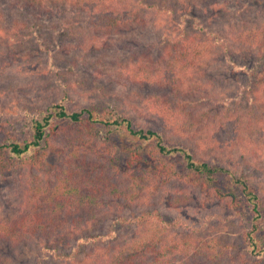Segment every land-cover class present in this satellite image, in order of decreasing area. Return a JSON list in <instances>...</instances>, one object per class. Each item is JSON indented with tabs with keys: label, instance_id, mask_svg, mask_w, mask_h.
<instances>
[{
	"label": "trees",
	"instance_id": "16d2710c",
	"mask_svg": "<svg viewBox=\"0 0 264 264\" xmlns=\"http://www.w3.org/2000/svg\"><path fill=\"white\" fill-rule=\"evenodd\" d=\"M237 2L0 0V82L54 74L57 91L20 113L1 92L0 178L22 179L0 264H264V194L244 172L264 155V14L247 16L264 4ZM32 43L40 61L1 62L31 57ZM113 64L144 106L170 108L185 141L104 85L72 99L89 68ZM189 206L229 214L199 225L166 210ZM230 222L236 241L212 229Z\"/></svg>",
	"mask_w": 264,
	"mask_h": 264
},
{
	"label": "rangeland",
	"instance_id": "374dc122",
	"mask_svg": "<svg viewBox=\"0 0 264 264\" xmlns=\"http://www.w3.org/2000/svg\"><path fill=\"white\" fill-rule=\"evenodd\" d=\"M215 1L217 2L216 8H222L224 5L237 6L241 4V2L240 4L237 2L239 0ZM262 2L264 4V0H262ZM257 12L258 15H256ZM248 13L249 14L247 16L250 17L248 22L252 23V20H254V18H257L256 22H260L262 20V15L264 14V9L260 11L259 7L253 5L250 9V12ZM202 15V20L204 22L203 24L208 25L207 22L212 23L209 26L213 30L220 29L221 27L224 28L226 26V24H224V21L222 22L218 17L212 19V17L214 16H212L211 18H207V16L209 15L208 13H204ZM53 44L54 41H50L48 47L52 46ZM30 48L31 49L27 50V52L31 55L32 58L28 57L24 60H20L18 54L14 53L13 56H6L5 58L1 59V62L4 65L11 64V66L17 68L18 66H22L24 63L26 65L31 61H40L39 59H36L34 57L33 48L35 47L33 43L31 44ZM104 66L108 65L104 64ZM44 68L46 67L44 66L43 69ZM103 69L104 67H100L98 71L94 73V71L89 68V73H91V76L87 75V79L84 81L86 87H76L75 89H73L72 99L77 100V102H82L83 100L87 103L89 98L96 96V89L104 85L108 92H113L118 96L120 95L123 98V101L127 103V107L133 106L132 109H136V107L140 108L142 111L138 113V116L142 122L154 123V118L157 120V123L158 120H160V122L163 121L165 128H167V132L170 133V136H172L173 139L185 141L186 138L182 136V134L176 128L178 119L172 118L173 113L170 111V108L166 104L161 105V107L166 108L162 110L163 117H161L160 113L158 116V113H155L153 108L147 107V105L144 106V104H142V94L136 96L137 92L139 94L140 91H138L135 86L128 85L124 78H119V69L116 68L115 64L110 67L108 72ZM101 72H106V74L102 75ZM50 76L42 78V76H35L34 73H31L28 76H19L17 80H3L0 82V96L1 92L6 91L10 88L8 92L6 91V94L8 96L7 100L15 105L17 113L21 112L22 105H30L35 103L48 104V102L53 98L54 94H57V91L52 88V79L53 76L55 77V75L53 74ZM5 83L6 90L4 89ZM125 84L127 85V87H125ZM49 91L54 92L53 95L49 94ZM251 158H254V156H251L250 159ZM257 160L259 163L257 169H250L248 167L246 168L245 165L246 169L244 168V172L248 176L249 180L256 184V187H258L262 194H264V155L262 157L258 156ZM53 162H55L54 157L49 159V164H52ZM18 178L22 179L21 172L15 173V175L10 178H0V222L11 221L18 216V209L21 203V193H19L18 188H16ZM166 210L173 216L180 215L186 217L188 219V222L198 223L199 225H202L205 222L206 215L219 213L226 217L229 214V212L225 210L222 211L220 209L205 208L203 206H189L188 208L184 209L173 208V210L166 208ZM212 229L216 231L223 240L226 241L231 239L236 241L241 236L239 226L235 222L216 223L214 224Z\"/></svg>",
	"mask_w": 264,
	"mask_h": 264
}]
</instances>
